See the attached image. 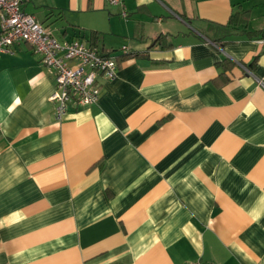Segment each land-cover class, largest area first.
<instances>
[{"label":"crops","instance_id":"obj_1","mask_svg":"<svg viewBox=\"0 0 264 264\" xmlns=\"http://www.w3.org/2000/svg\"><path fill=\"white\" fill-rule=\"evenodd\" d=\"M22 11L117 74L57 122L39 55H0V264H264V91L238 65L264 78V0Z\"/></svg>","mask_w":264,"mask_h":264},{"label":"built area","instance_id":"obj_2","mask_svg":"<svg viewBox=\"0 0 264 264\" xmlns=\"http://www.w3.org/2000/svg\"><path fill=\"white\" fill-rule=\"evenodd\" d=\"M25 1L0 0V55L13 54L14 47L21 43L39 55L42 64L53 72L56 89L51 101L55 104L57 122L64 119L70 106L96 105L101 91L97 78L102 76L113 81L117 74L116 60L102 56L78 40L57 41L47 28L22 11ZM214 47L224 53L220 45L214 44ZM238 65L264 91V78H257L249 69Z\"/></svg>","mask_w":264,"mask_h":264}]
</instances>
